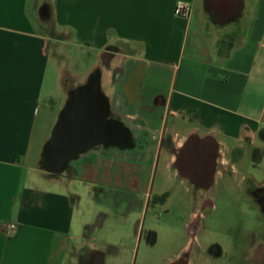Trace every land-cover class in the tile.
Instances as JSON below:
<instances>
[{"label":"crops","instance_id":"crops-1","mask_svg":"<svg viewBox=\"0 0 264 264\" xmlns=\"http://www.w3.org/2000/svg\"><path fill=\"white\" fill-rule=\"evenodd\" d=\"M179 2L191 5L188 17L175 13ZM36 9L35 0H0V264H81L85 249L99 250L80 211L76 217L82 197L73 186L132 191L156 156L166 177L210 190L236 171L229 141L256 145L261 174L246 191L255 207L250 192L264 189V103L255 101L264 79V0H53L51 24L66 34L76 14L79 35L97 51L101 95L130 144H91L61 169L48 156L57 122L47 125L52 111L42 109L54 36L36 30ZM168 138L173 148L160 150ZM188 144L207 147L193 172L179 163ZM125 249L99 252L128 264Z\"/></svg>","mask_w":264,"mask_h":264},{"label":"rangeland","instance_id":"rangeland-1","mask_svg":"<svg viewBox=\"0 0 264 264\" xmlns=\"http://www.w3.org/2000/svg\"><path fill=\"white\" fill-rule=\"evenodd\" d=\"M35 1L37 9L32 18L36 30L54 36L49 47L51 60L45 83V93L49 90L51 96L48 98L49 107L46 105L42 108L51 109L52 113L47 111L45 114L47 125H51L53 118L56 124L63 105L66 104L65 93L71 95L75 89L87 84L94 76L100 79L102 67L100 61L96 63L97 51L83 39V28L81 29L73 19L76 14L73 13L72 20L67 19L69 24L63 30L66 34H61L58 28L51 24L50 12L47 18L39 13L44 4L51 9L53 0ZM79 31L82 32L81 35ZM56 37L63 39L57 40ZM248 100L247 96L245 102ZM255 101L260 107L264 103V79L259 83ZM241 144L242 148L239 149L238 143L228 142L227 155L234 162L236 171L232 174L226 173L217 185L203 195L209 196L213 201V205L207 206L203 211V216L199 211L201 195L197 194L191 183H180V178L164 175L163 155L159 158L156 156L154 166L149 165L139 178L134 179L132 191H123L104 183L97 184L96 188L85 189L77 182L73 188L79 190L82 198L76 217L80 211L83 230L90 243L104 253L113 250L115 253L119 252V255L125 254V248H130L136 243L135 225L141 220L139 234H142V243L139 256L145 254L142 251L146 247L147 233L151 227L156 241L148 248L160 252H149L147 256L154 258L158 263L161 256L168 260L184 249L193 236L189 226L191 219L198 223V219L202 218L197 240L204 246L218 243L222 250L220 255H213V264L254 263V255L246 259L248 254L240 258L239 253L248 244L254 243L247 241L249 236L256 234L258 242L264 243V222L261 223L256 218L255 207L248 205L246 200L250 178L259 177L261 171L254 165L256 145L246 142ZM137 202H142L143 209L132 210V205ZM117 204L121 206L118 207ZM142 223L145 224L143 232ZM122 232L126 234L124 238L120 234ZM88 249H85L86 253ZM112 259L109 261L122 263V259H117L116 256ZM262 260L264 263V259Z\"/></svg>","mask_w":264,"mask_h":264},{"label":"flooded vegetation","instance_id":"flooded-vegetation-1","mask_svg":"<svg viewBox=\"0 0 264 264\" xmlns=\"http://www.w3.org/2000/svg\"><path fill=\"white\" fill-rule=\"evenodd\" d=\"M44 13H48V7H43ZM84 85L80 86L83 87ZM79 88V87H78ZM76 90V89H75ZM74 90V91H75ZM73 91V92H74ZM72 92V93H73ZM72 93L67 100V103L64 108L70 107L71 105H74L77 101L75 100L74 96H72ZM82 98L80 102H82L83 105L79 107L81 109L80 111V120L77 123H71L68 122L67 125H70L71 127H76L78 129H86L87 125H89V119H93V126H94V132L92 137L84 139H81V142H84L85 140H92L94 145H103L104 148L109 147L113 144H121V145H130L128 141V131L125 129L120 121H118L115 117L111 115V112L109 110L108 114L105 112L106 108L101 105L104 100L97 101V98L92 95V93H82ZM106 103V101H104ZM101 105V107L99 106ZM103 104V103H102ZM89 107V108H88ZM90 109L91 111H88ZM90 113V115H89ZM165 146H169L170 149L173 148V145L169 143V138L162 142L160 146V150H162ZM207 153V147H196L192 144H188L183 154L181 155V159L179 161L180 166L183 168L186 172H193L194 170L191 168L196 167L198 164V160L201 157V160L203 163H206L205 154ZM203 157V158H202ZM197 194L199 193L201 195V209L199 210L203 216V211L207 208L209 205H213V201L209 196H203L207 193L208 189L194 187ZM140 189V188H137ZM250 195L256 200L255 202V211H256V218L262 223L264 222V189L262 191H251ZM141 204V208H134L132 210H138L143 209ZM202 222V218L198 219V223L195 222V220L192 218L190 221L189 226L191 227V231L193 233V236L190 238L187 245L184 247V249L175 255L174 257L165 260V258L161 256V259L158 263L155 261V259H150L147 255H149V252L151 253H159L160 251L157 249H149L148 247H152L154 245V242L156 241L154 230H151V227L149 228V231L147 233V239H146V247L143 249L142 252H144V256H139L140 254V247L142 243V234H139L140 232V225L141 220L136 222L135 225V236H136V243L130 246L128 248V264H213V255H220L222 253V250L218 243H212L210 245L204 246L200 240H197V231L200 227V224ZM144 225L142 223V232L144 230ZM137 237H139V240L137 241ZM257 235L249 236L248 240L249 242L254 241V243L248 244L246 248L239 253V257H243V255L248 254L246 256V259H249L251 255H254L255 262L250 264H264V243L259 241L258 242ZM246 241V242H247ZM257 242V243H256ZM254 249V250H253ZM114 255L113 257H115ZM112 257V258H113ZM82 263L83 264H107L110 263V258L105 257V255L99 251L90 252L88 249V252H85V256L82 257ZM117 264V262H115Z\"/></svg>","mask_w":264,"mask_h":264},{"label":"water","instance_id":"water-1","mask_svg":"<svg viewBox=\"0 0 264 264\" xmlns=\"http://www.w3.org/2000/svg\"><path fill=\"white\" fill-rule=\"evenodd\" d=\"M43 7L40 10V15L46 18L48 13H44ZM82 93H92V95L97 98V101H105L100 92V80L97 76H94L87 84L77 88L72 93V96H74L75 100L77 99V102L70 107L63 108L61 111L48 151L50 165L55 169H61L73 155L93 144L92 140L80 141L85 137H92L94 132L93 119L90 118L89 125H87L86 129L82 130L67 125L68 122L77 123L81 118V109L79 107L83 105L82 102H80ZM104 101H101L103 104H100L106 108L105 112L108 114L109 106L107 102L105 103ZM100 104L99 106L101 107ZM88 111L91 110L88 109Z\"/></svg>","mask_w":264,"mask_h":264},{"label":"built area","instance_id":"built-area-1","mask_svg":"<svg viewBox=\"0 0 264 264\" xmlns=\"http://www.w3.org/2000/svg\"><path fill=\"white\" fill-rule=\"evenodd\" d=\"M175 13L178 16L188 17L191 13V5L185 2H179L176 6ZM11 229H15V225H10Z\"/></svg>","mask_w":264,"mask_h":264},{"label":"trees","instance_id":"trees-1","mask_svg":"<svg viewBox=\"0 0 264 264\" xmlns=\"http://www.w3.org/2000/svg\"><path fill=\"white\" fill-rule=\"evenodd\" d=\"M56 128V127H55Z\"/></svg>","mask_w":264,"mask_h":264}]
</instances>
